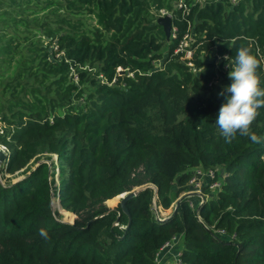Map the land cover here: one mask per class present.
I'll list each match as a JSON object with an SVG mask.
<instances>
[{
    "label": "trees",
    "instance_id": "obj_1",
    "mask_svg": "<svg viewBox=\"0 0 264 264\" xmlns=\"http://www.w3.org/2000/svg\"><path fill=\"white\" fill-rule=\"evenodd\" d=\"M241 46L264 81V0H0V173H25L0 174V264H158L176 236L181 264H264V108L260 143L215 124ZM199 167L225 172L217 196L158 220ZM150 183L127 228L106 201Z\"/></svg>",
    "mask_w": 264,
    "mask_h": 264
},
{
    "label": "clouds",
    "instance_id": "obj_2",
    "mask_svg": "<svg viewBox=\"0 0 264 264\" xmlns=\"http://www.w3.org/2000/svg\"><path fill=\"white\" fill-rule=\"evenodd\" d=\"M224 59L228 60V57ZM260 68L261 61L249 47L241 46L237 50L228 72L231 84L219 93L225 103L221 105L215 123L227 143H231L237 134L250 138L253 143L262 140L251 127L260 114L259 109L264 108V81L259 74ZM41 234L46 235L43 230Z\"/></svg>",
    "mask_w": 264,
    "mask_h": 264
},
{
    "label": "rangeland",
    "instance_id": "obj_3",
    "mask_svg": "<svg viewBox=\"0 0 264 264\" xmlns=\"http://www.w3.org/2000/svg\"><path fill=\"white\" fill-rule=\"evenodd\" d=\"M161 14L163 15V11L161 12ZM166 14H169V13H166ZM189 43L191 44L190 40H188L186 44H189ZM50 155L52 156L51 159H49L50 157H49V154H47V153L40 154L39 155L40 156L39 157V160L38 161H35V162H32L30 166L32 167V169H34L40 162H47V163L50 164L53 161L55 162L54 165H58V163H56L58 161L57 154H50ZM0 163H1V161H0ZM22 170L23 169H21L19 171H16L15 173H8L7 172V173H0V174H1L2 179H3V181L5 183H12V182H17L18 180L22 179L25 176V173H23ZM52 170H53V168H52ZM54 170L56 172V184H59V180H58L59 168L58 167H55ZM195 170L196 169H194L192 171L191 176H190V178H189V180L187 182V186H189L188 187V190L182 191V193L179 195V197H177L175 199V201L173 202V204L171 205L170 208L164 209L161 206H158L157 207L156 206V199H155L154 206L156 208L154 209V211L156 212V214L159 213V215H161V217H166V216L171 215L175 211V209L177 207L178 200L182 196H185V195H186L185 197H187V196L190 197V204L194 207V209L199 208L204 202H206L207 200H211V199H213V197L215 198L217 196V192H218L219 189L218 190H208L207 189V191H204V187L205 186L204 187H201L202 194L201 193L199 194V191H197L196 188L193 189V191H194L193 193L194 194H191L190 193V190H191L192 185H193V184H191V179L194 176V171ZM224 176H225V172L224 173L222 172L221 178H220L221 182L224 179ZM146 186H152L153 188H155V186L150 183V184H146V185H142V186H137V187L133 188L131 192L139 191V190H141L142 188H144ZM175 190H177V187L175 188ZM204 194L206 196V201H203V199H202V195H204ZM121 199H122V197L119 196L118 198H116V200H114L113 203L110 204V203H107V201H106L105 204L110 209H118V207L120 205V202H121ZM52 208H53V211L54 212L60 213L59 214L60 215L59 218L61 219V221L68 222L67 221V219H68L67 218V211H66V209H64L61 206L59 197H56V198L54 197L53 203H52ZM171 242H172L171 246L168 247V248H166L163 252H161V254H160V262H159L160 264H166L165 263L166 259H165L164 256L165 255H168V254L174 256L173 251L176 252L175 253V256H174V260H173V262H170V263L167 262V264H176L175 257L183 249V239H182L181 236H178L177 237V240L175 242L174 241H171ZM162 261H164V263H162Z\"/></svg>",
    "mask_w": 264,
    "mask_h": 264
},
{
    "label": "built area",
    "instance_id": "obj_4",
    "mask_svg": "<svg viewBox=\"0 0 264 264\" xmlns=\"http://www.w3.org/2000/svg\"><path fill=\"white\" fill-rule=\"evenodd\" d=\"M164 14H166V12H163V15ZM191 54H192V52L190 50H187V53H186L187 57H191ZM0 150L5 152V154L7 155L6 159H8L10 157V154H11L10 150L6 146L0 144ZM56 163H58V161ZM191 184H193V185H192V188L190 190V193H193L194 192L193 189L196 188L197 191H199V194L200 193L202 194L201 187H204V186H208L209 190H218V189L221 190V188H222V182H221L220 178L218 177V170H215V169L206 170V169H203L200 167L196 168V170L194 171V176L191 179ZM202 199H203V201H206L205 194L202 195ZM156 217L158 218V220L164 221L169 216L161 217V215H159V213H157ZM177 237L178 236L173 237V239L171 241L175 242L177 240ZM171 241L166 243V245L162 248V250L158 254V257H157L158 263L160 262L161 252H163L166 248L171 246V244H172ZM175 261H176V264L182 263L181 252L179 254H177V256L175 257Z\"/></svg>",
    "mask_w": 264,
    "mask_h": 264
},
{
    "label": "water",
    "instance_id": "obj_5",
    "mask_svg": "<svg viewBox=\"0 0 264 264\" xmlns=\"http://www.w3.org/2000/svg\"><path fill=\"white\" fill-rule=\"evenodd\" d=\"M157 23L163 27L164 32L166 34V37L169 40L171 38L172 30H173L172 15L164 14V15L160 16L158 18V20H157ZM6 158H7V155L5 154V152L0 150V161L5 160ZM137 193H138V191H135V192L129 191V192H124V193L120 194V196L122 197L121 202H120V206H121L122 210L129 216V223L127 225V228L130 226V223L132 221V218H131V215H130V212H129V209H128V206H127V202L130 199L134 198L137 195ZM191 194H194V193H191ZM185 196H182L178 200V204L181 201V199H183ZM176 209H177V207H176ZM117 223H118V219L116 220L114 225H116Z\"/></svg>",
    "mask_w": 264,
    "mask_h": 264
},
{
    "label": "crops",
    "instance_id": "obj_6",
    "mask_svg": "<svg viewBox=\"0 0 264 264\" xmlns=\"http://www.w3.org/2000/svg\"><path fill=\"white\" fill-rule=\"evenodd\" d=\"M175 253H176V252L173 251L174 256H175ZM166 256H167V257H166ZM174 256H173V255H169V254H168V255H165V256H164L165 259H166L165 263L167 264V262H169V263H170V262H173V260H174ZM165 259H164V260H165ZM162 263H164V261H162Z\"/></svg>",
    "mask_w": 264,
    "mask_h": 264
}]
</instances>
